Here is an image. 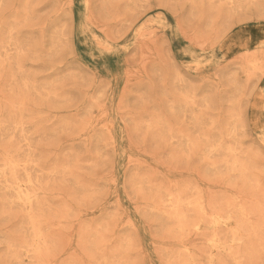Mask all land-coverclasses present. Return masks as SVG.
Masks as SVG:
<instances>
[{"label":"rangeland","instance_id":"1","mask_svg":"<svg viewBox=\"0 0 264 264\" xmlns=\"http://www.w3.org/2000/svg\"><path fill=\"white\" fill-rule=\"evenodd\" d=\"M0 264H264V0H0Z\"/></svg>","mask_w":264,"mask_h":264},{"label":"bare ground","instance_id":"2","mask_svg":"<svg viewBox=\"0 0 264 264\" xmlns=\"http://www.w3.org/2000/svg\"><path fill=\"white\" fill-rule=\"evenodd\" d=\"M203 225V224H202ZM199 229V228H198Z\"/></svg>","mask_w":264,"mask_h":264}]
</instances>
